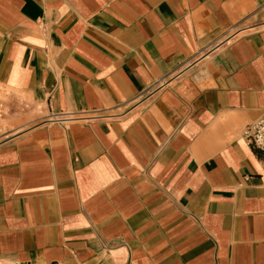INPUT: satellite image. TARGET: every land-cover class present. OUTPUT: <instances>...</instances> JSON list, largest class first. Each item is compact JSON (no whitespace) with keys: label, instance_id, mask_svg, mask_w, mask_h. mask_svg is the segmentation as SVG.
<instances>
[{"label":"crops","instance_id":"0c3cea01","mask_svg":"<svg viewBox=\"0 0 264 264\" xmlns=\"http://www.w3.org/2000/svg\"><path fill=\"white\" fill-rule=\"evenodd\" d=\"M0 87V263L264 264V0H0Z\"/></svg>","mask_w":264,"mask_h":264},{"label":"rangeland","instance_id":"374dc122","mask_svg":"<svg viewBox=\"0 0 264 264\" xmlns=\"http://www.w3.org/2000/svg\"><path fill=\"white\" fill-rule=\"evenodd\" d=\"M15 110L14 102L9 99V92L0 87V142L14 135L17 131L4 132L10 112ZM7 131V130H6ZM3 264V263H0Z\"/></svg>","mask_w":264,"mask_h":264},{"label":"built area","instance_id":"2783aa9c","mask_svg":"<svg viewBox=\"0 0 264 264\" xmlns=\"http://www.w3.org/2000/svg\"><path fill=\"white\" fill-rule=\"evenodd\" d=\"M80 120H90L91 118H77ZM244 137L249 145L260 150L264 155V118L248 125L244 131Z\"/></svg>","mask_w":264,"mask_h":264}]
</instances>
